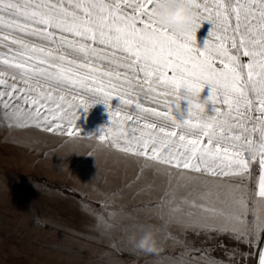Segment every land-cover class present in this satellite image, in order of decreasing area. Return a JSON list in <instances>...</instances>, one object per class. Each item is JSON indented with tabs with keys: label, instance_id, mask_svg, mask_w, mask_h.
<instances>
[{
	"label": "snow or ice",
	"instance_id": "obj_1",
	"mask_svg": "<svg viewBox=\"0 0 264 264\" xmlns=\"http://www.w3.org/2000/svg\"><path fill=\"white\" fill-rule=\"evenodd\" d=\"M156 2L0 0V117L10 127L63 128L74 137L77 112L108 105L115 94L120 103L112 115L128 129L116 139L106 132L96 136L100 143L175 170L179 179L230 182L227 210L166 191L156 205L160 219L165 211L174 213L194 236L227 235L249 249L218 264H247L257 255L254 248L264 264V0H192L196 29L212 25L203 47L196 29L177 33L164 26ZM206 86L210 94L202 100ZM253 145L259 154L249 153ZM253 162L260 170L258 189L248 179ZM212 195L207 189L201 199ZM185 204L219 223H199ZM184 249L188 264L205 256L217 264L187 239Z\"/></svg>",
	"mask_w": 264,
	"mask_h": 264
},
{
	"label": "rangeland",
	"instance_id": "obj_2",
	"mask_svg": "<svg viewBox=\"0 0 264 264\" xmlns=\"http://www.w3.org/2000/svg\"><path fill=\"white\" fill-rule=\"evenodd\" d=\"M211 28L210 22L202 24L196 33L198 46L203 47ZM209 94L206 86L201 99ZM113 97L108 105L97 103L77 112L72 122L78 133L74 137L62 134L63 128L47 132L34 126L10 127L8 118L0 117V264H188L185 239L189 246L194 243L217 258V264L222 258L212 250L239 255L223 243L213 247L218 236L214 233L194 236L191 226L174 213L165 211L164 220L160 219L156 205L166 191L176 199L227 210L230 182L201 175L194 181L179 179L175 170L100 143L96 136L106 132L116 139L128 129L126 121L112 115L120 103ZM181 107L186 111L187 102ZM205 107L212 115L214 105L209 102ZM259 171L258 165L256 177L248 178L254 189H258ZM33 176L71 192L47 188ZM207 189L213 195L201 199ZM184 210L196 213L199 223H219L208 220L199 208L185 204ZM97 214L102 218L98 220ZM147 226L153 227L159 243L150 253L130 243V237L139 238ZM170 233L180 239L173 240ZM252 251L257 252L252 264H258V249ZM208 262L207 256L200 260V264Z\"/></svg>",
	"mask_w": 264,
	"mask_h": 264
},
{
	"label": "clouds",
	"instance_id": "obj_3",
	"mask_svg": "<svg viewBox=\"0 0 264 264\" xmlns=\"http://www.w3.org/2000/svg\"><path fill=\"white\" fill-rule=\"evenodd\" d=\"M154 11L164 26L177 33L191 32L199 23V13L193 7L192 0H157ZM260 151L255 145L249 149L251 155H257ZM130 243L134 249L149 253L159 247L156 233L151 226H147L139 238L130 237Z\"/></svg>",
	"mask_w": 264,
	"mask_h": 264
},
{
	"label": "trees",
	"instance_id": "obj_4",
	"mask_svg": "<svg viewBox=\"0 0 264 264\" xmlns=\"http://www.w3.org/2000/svg\"><path fill=\"white\" fill-rule=\"evenodd\" d=\"M252 168V176L251 179H254L256 177L257 174V170H258V164L256 162H253V164L251 165ZM33 178L40 183L41 185L47 187V188H51V189H56L58 191H60L63 194H67L68 192L70 193L71 191L63 188L61 185L55 183V182H50V181H46L44 178H37L35 176H33ZM93 205L95 207L99 206V204L97 203H93ZM216 242L212 243L213 247H217L220 243L225 244L227 247L231 248V249H235L238 252H243V253H247L248 248L245 246L244 243H238L237 240L235 239H230L227 235H218L216 236ZM219 242V244H218ZM213 254H215L216 256L225 259L227 257V255L221 253V252H217L215 250L211 251ZM247 264H252V259L247 261Z\"/></svg>",
	"mask_w": 264,
	"mask_h": 264
}]
</instances>
